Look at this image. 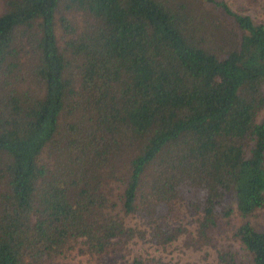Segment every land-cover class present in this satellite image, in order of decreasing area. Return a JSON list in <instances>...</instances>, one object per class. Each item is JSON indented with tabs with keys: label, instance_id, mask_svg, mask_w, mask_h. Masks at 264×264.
Segmentation results:
<instances>
[{
	"label": "trees",
	"instance_id": "1",
	"mask_svg": "<svg viewBox=\"0 0 264 264\" xmlns=\"http://www.w3.org/2000/svg\"><path fill=\"white\" fill-rule=\"evenodd\" d=\"M231 1L4 0L0 264H264V23Z\"/></svg>",
	"mask_w": 264,
	"mask_h": 264
},
{
	"label": "rangeland",
	"instance_id": "2",
	"mask_svg": "<svg viewBox=\"0 0 264 264\" xmlns=\"http://www.w3.org/2000/svg\"><path fill=\"white\" fill-rule=\"evenodd\" d=\"M4 0H0V11L2 10V3ZM232 8L236 10H243L249 13L253 19L257 21H261L264 23V0H232L231 3ZM75 22L76 25L83 26L86 22L85 16L81 12H75ZM85 19V20H84ZM260 116H264V109L261 111ZM242 218L240 217L238 222H241ZM190 253V259L198 260L197 262L201 263L205 259H211L214 256L215 250L213 246H204L202 248H188L181 253ZM202 261L200 262V260Z\"/></svg>",
	"mask_w": 264,
	"mask_h": 264
}]
</instances>
